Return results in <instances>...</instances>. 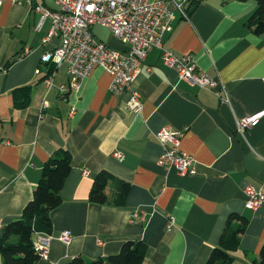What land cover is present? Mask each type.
<instances>
[{
    "label": "crops",
    "instance_id": "crops-1",
    "mask_svg": "<svg viewBox=\"0 0 264 264\" xmlns=\"http://www.w3.org/2000/svg\"><path fill=\"white\" fill-rule=\"evenodd\" d=\"M37 5L59 9L52 0L0 4V236L22 216L45 164L63 149L74 167L63 203L52 213V234L34 237L35 245L40 238L50 243L48 258L38 264L93 261L117 255L130 241L148 245L144 264H206L236 216L248 222L239 249L230 252L233 264L259 260L264 204L250 209L245 192L249 186L264 190V35L247 27L255 1L207 0L188 17L177 12L164 37L166 49L180 58L191 55L198 70L225 84L227 93L181 79L153 49L133 87L143 101L139 112L127 108L131 93H111L112 76L101 67L78 90H66L67 66L43 61L60 39L44 43L52 20L38 29ZM92 32L114 49H128L106 27L96 25ZM24 87H31L30 105L18 108L15 98H23ZM259 113L251 128L239 131L240 120ZM166 126L183 132L181 148L194 157L196 175L182 177L158 164L163 149L156 133ZM100 173L113 178L110 197L117 182L128 185L123 205L89 202ZM136 211L139 217L132 219ZM65 232L69 244L60 239Z\"/></svg>",
    "mask_w": 264,
    "mask_h": 264
},
{
    "label": "built area",
    "instance_id": "built-area-1",
    "mask_svg": "<svg viewBox=\"0 0 264 264\" xmlns=\"http://www.w3.org/2000/svg\"><path fill=\"white\" fill-rule=\"evenodd\" d=\"M3 1L5 0H0V4ZM20 1L13 0L15 3ZM52 1L59 8L57 11L41 5L35 6L34 9L41 14L38 29H41L47 19L52 20V29L44 43L51 42L55 37L60 39V45L54 51L46 53L43 61L47 64L53 63L57 67L67 66L70 87L66 90H78L81 82L96 67H101L112 76L111 93L117 97L131 93L127 108L132 112H139L143 108V101L133 87L142 72L148 53L159 49L164 65L177 70L181 79L218 94L220 90L227 93L225 84H219L198 70L191 55L180 58L164 46V37L173 31L176 13L188 17L185 10L186 0ZM96 25L109 29L115 37L129 45L128 49L117 50L97 40L92 32ZM41 72V69L36 71L37 74ZM45 83L53 85L50 79ZM62 90L65 91V87H62ZM261 114L263 113L240 120L239 131L251 128ZM183 135V132L170 126L156 133L163 149L158 164L168 170L175 169L182 177L194 176L197 173L196 162L193 156L181 148ZM115 156L118 159L123 158L119 152H116ZM245 192L250 209L257 210L264 204L263 189L249 186ZM138 217L139 212H134L132 219ZM173 221L172 219V223ZM60 239L69 244L71 235L65 232ZM35 246L41 259H47L50 253L49 239L40 238Z\"/></svg>",
    "mask_w": 264,
    "mask_h": 264
},
{
    "label": "trees",
    "instance_id": "trees-1",
    "mask_svg": "<svg viewBox=\"0 0 264 264\" xmlns=\"http://www.w3.org/2000/svg\"><path fill=\"white\" fill-rule=\"evenodd\" d=\"M207 0H191L187 13H191ZM229 2L231 0H222ZM256 10L247 22L256 35H264V0H254ZM25 92L22 99L15 98L18 108L30 105L31 87L20 89ZM18 93V92H16ZM74 167L72 157L66 150L60 149L45 164L41 178L34 191L33 199L26 205L22 216L5 226L0 236V254L4 264H38L41 256L36 249L34 237L37 234L49 236L53 232L52 213L63 203L61 192ZM113 178L107 173L96 176L89 193V202L98 205L121 206L125 202L128 185L117 182L113 196H108L110 181ZM238 223L237 225L235 223ZM247 219L236 216L228 222L219 246L216 247L206 264H233L234 259L230 252L240 247L239 236L244 233ZM17 238V241L14 239ZM148 245L143 241H130L123 245L120 253L113 256L88 261L83 257L73 259L70 264H144ZM253 264H264V248L259 260Z\"/></svg>",
    "mask_w": 264,
    "mask_h": 264
},
{
    "label": "rangeland",
    "instance_id": "rangeland-1",
    "mask_svg": "<svg viewBox=\"0 0 264 264\" xmlns=\"http://www.w3.org/2000/svg\"><path fill=\"white\" fill-rule=\"evenodd\" d=\"M13 1V0H12ZM15 3V2H14Z\"/></svg>",
    "mask_w": 264,
    "mask_h": 264
}]
</instances>
